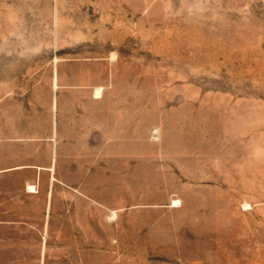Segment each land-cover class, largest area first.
I'll use <instances>...</instances> for the list:
<instances>
[{"label": "rangeland", "instance_id": "1", "mask_svg": "<svg viewBox=\"0 0 264 264\" xmlns=\"http://www.w3.org/2000/svg\"><path fill=\"white\" fill-rule=\"evenodd\" d=\"M57 89L112 207L80 264H264V0H0V123Z\"/></svg>", "mask_w": 264, "mask_h": 264}, {"label": "crops", "instance_id": "2", "mask_svg": "<svg viewBox=\"0 0 264 264\" xmlns=\"http://www.w3.org/2000/svg\"><path fill=\"white\" fill-rule=\"evenodd\" d=\"M55 97L45 124L0 123V245L11 256L37 255L39 264H80L112 207L80 156L83 132L59 115L58 89Z\"/></svg>", "mask_w": 264, "mask_h": 264}, {"label": "bare ground", "instance_id": "3", "mask_svg": "<svg viewBox=\"0 0 264 264\" xmlns=\"http://www.w3.org/2000/svg\"><path fill=\"white\" fill-rule=\"evenodd\" d=\"M99 89V88H98ZM101 93V92H100ZM99 94V93H98Z\"/></svg>", "mask_w": 264, "mask_h": 264}]
</instances>
